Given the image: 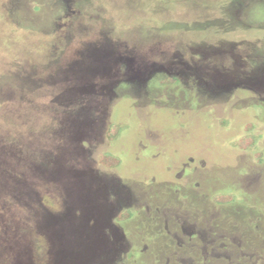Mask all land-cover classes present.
<instances>
[{
    "label": "rangeland",
    "instance_id": "374dc122",
    "mask_svg": "<svg viewBox=\"0 0 264 264\" xmlns=\"http://www.w3.org/2000/svg\"><path fill=\"white\" fill-rule=\"evenodd\" d=\"M0 264H264V0H0Z\"/></svg>",
    "mask_w": 264,
    "mask_h": 264
},
{
    "label": "trees",
    "instance_id": "16d2710c",
    "mask_svg": "<svg viewBox=\"0 0 264 264\" xmlns=\"http://www.w3.org/2000/svg\"><path fill=\"white\" fill-rule=\"evenodd\" d=\"M164 80L168 83H172V82L176 81V77L170 76V77L165 78ZM115 136L116 135H114V137ZM254 144H255V142L253 140L246 139L245 137H241V140L239 141L240 147L244 150L251 148ZM258 153H260V156L262 155V151L261 152L257 151L256 154L258 155ZM107 156H109L110 159H108ZM99 158H100L101 162L107 166H114L115 167L119 164V158L112 157V155H110V154L103 153L99 156ZM262 160H263V158H262ZM222 195H220V196H222V198L219 199V202H227V201L229 202L230 200H233L231 194H222ZM121 217H122V219H127L128 217H130V212L127 210L123 211Z\"/></svg>",
    "mask_w": 264,
    "mask_h": 264
}]
</instances>
